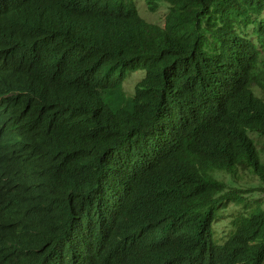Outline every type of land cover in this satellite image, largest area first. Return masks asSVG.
Wrapping results in <instances>:
<instances>
[{
    "label": "trees",
    "instance_id": "trees-1",
    "mask_svg": "<svg viewBox=\"0 0 264 264\" xmlns=\"http://www.w3.org/2000/svg\"><path fill=\"white\" fill-rule=\"evenodd\" d=\"M143 2L162 26L132 0H0V264H68L59 233L120 180L115 230L136 212L177 264H264V0ZM122 233L94 264H125Z\"/></svg>",
    "mask_w": 264,
    "mask_h": 264
},
{
    "label": "clouds",
    "instance_id": "clouds-1",
    "mask_svg": "<svg viewBox=\"0 0 264 264\" xmlns=\"http://www.w3.org/2000/svg\"><path fill=\"white\" fill-rule=\"evenodd\" d=\"M262 18L264 19V13ZM5 136V132L0 134V153L3 156L7 154L3 145ZM8 156H10V150ZM131 198L132 193L125 189L120 180L114 183V187L108 193L94 198L95 201L90 204L86 217L70 216L68 224L61 230L58 239V250L66 255L64 257L68 258V264H91L89 260H92L94 264L93 255L95 253H91L94 250L93 245L100 244L96 236L103 227L110 228L114 233L123 232L121 240L126 248L125 264H177L176 260L171 258V253L156 239L150 238L147 233L136 228V212L129 213L130 219L134 222L132 228L115 230L109 226V223H106V214L115 209L133 207ZM227 233L229 231L225 234ZM217 235L215 238H223L218 232Z\"/></svg>",
    "mask_w": 264,
    "mask_h": 264
},
{
    "label": "rangeland",
    "instance_id": "rangeland-1",
    "mask_svg": "<svg viewBox=\"0 0 264 264\" xmlns=\"http://www.w3.org/2000/svg\"><path fill=\"white\" fill-rule=\"evenodd\" d=\"M135 2V5L137 7L139 16L145 20L146 22L150 23V24H155L158 26H162L163 25V20H164V16L167 13V8L165 5L160 4L159 7L154 11V12H149L147 10L146 4L145 2H143L144 0H132ZM141 78V74L139 72H135L131 75L128 76V78L125 80L124 84H123V90L125 92L126 95H131L130 93L133 90V87L135 85L136 82H138ZM253 140H255L254 142H256V146L257 148H259L260 152L263 151L264 153V138H258V136L252 134L251 135ZM264 162V159H263ZM239 183H244L246 181V176H244L243 173H239ZM217 178L219 179H225L227 180V177L225 176V174L221 173L220 175H216ZM250 179L252 178L251 176L249 177ZM257 179L253 178V182H257ZM261 201H262V205L264 208V196L260 197ZM229 220V219H228ZM216 230L218 232V234L220 235V237H223V234H225L228 231V227L226 224L221 223L218 224L216 226ZM225 240V238H220L217 239L216 241L218 243H223Z\"/></svg>",
    "mask_w": 264,
    "mask_h": 264
}]
</instances>
